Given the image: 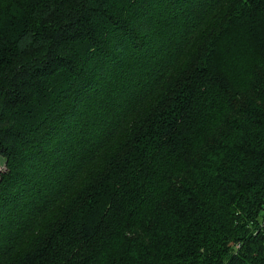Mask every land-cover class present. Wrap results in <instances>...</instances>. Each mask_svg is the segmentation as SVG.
I'll use <instances>...</instances> for the list:
<instances>
[{
  "label": "trees",
  "instance_id": "obj_1",
  "mask_svg": "<svg viewBox=\"0 0 264 264\" xmlns=\"http://www.w3.org/2000/svg\"><path fill=\"white\" fill-rule=\"evenodd\" d=\"M0 264H264V0H0Z\"/></svg>",
  "mask_w": 264,
  "mask_h": 264
},
{
  "label": "rangeland",
  "instance_id": "obj_2",
  "mask_svg": "<svg viewBox=\"0 0 264 264\" xmlns=\"http://www.w3.org/2000/svg\"><path fill=\"white\" fill-rule=\"evenodd\" d=\"M5 158L2 154H0V170L5 168Z\"/></svg>",
  "mask_w": 264,
  "mask_h": 264
}]
</instances>
